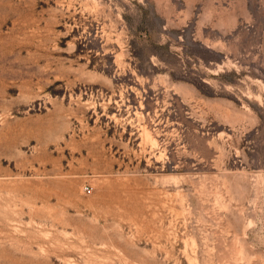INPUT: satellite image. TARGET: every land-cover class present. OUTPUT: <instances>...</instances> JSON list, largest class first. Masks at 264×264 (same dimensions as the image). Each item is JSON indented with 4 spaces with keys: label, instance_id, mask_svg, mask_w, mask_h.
Here are the masks:
<instances>
[{
    "label": "rangeland",
    "instance_id": "obj_1",
    "mask_svg": "<svg viewBox=\"0 0 264 264\" xmlns=\"http://www.w3.org/2000/svg\"><path fill=\"white\" fill-rule=\"evenodd\" d=\"M0 264H264V0H0Z\"/></svg>",
    "mask_w": 264,
    "mask_h": 264
},
{
    "label": "crops",
    "instance_id": "obj_2",
    "mask_svg": "<svg viewBox=\"0 0 264 264\" xmlns=\"http://www.w3.org/2000/svg\"><path fill=\"white\" fill-rule=\"evenodd\" d=\"M245 35H246V36H248V34H247V33H245ZM231 37H232V35H231ZM233 41H234V40L232 39V42H233Z\"/></svg>",
    "mask_w": 264,
    "mask_h": 264
}]
</instances>
